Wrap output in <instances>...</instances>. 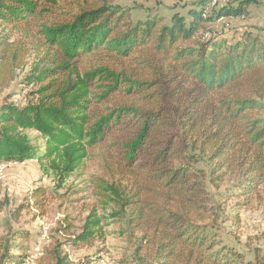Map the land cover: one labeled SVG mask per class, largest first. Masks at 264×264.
<instances>
[{
  "label": "trees",
  "instance_id": "trees-1",
  "mask_svg": "<svg viewBox=\"0 0 264 264\" xmlns=\"http://www.w3.org/2000/svg\"><path fill=\"white\" fill-rule=\"evenodd\" d=\"M210 1L196 0L185 14L172 12L162 23L156 16L133 21L129 9L91 0L55 18L47 0H0V25L27 30L36 18L45 44L60 59L24 77V83L41 84L36 101L0 104V163L34 158L43 174L61 184L82 165L88 147L124 129L117 143L129 185L99 187L116 208L112 216L128 211L127 224L140 234L131 264H240L234 259L240 255L214 249L204 222L213 208L193 166L197 154L208 162L210 184L234 176L241 196L264 195V45L257 36L230 45L187 44L203 23L245 16L256 0L208 8ZM17 51L0 34V85L7 84L6 68ZM92 52L121 67L99 65L82 74L72 67L73 59ZM92 83L99 100L122 91L145 107L122 104L90 120ZM27 131L43 139L41 153ZM100 221L91 209L68 243L89 245ZM59 246L51 250V264H71Z\"/></svg>",
  "mask_w": 264,
  "mask_h": 264
},
{
  "label": "rangeland",
  "instance_id": "rangeland-1",
  "mask_svg": "<svg viewBox=\"0 0 264 264\" xmlns=\"http://www.w3.org/2000/svg\"><path fill=\"white\" fill-rule=\"evenodd\" d=\"M89 1L53 0L49 3L47 0V5L51 18H55L75 13ZM195 1L102 0L99 3L129 9L133 21L156 16L162 19V23H168L172 12L185 14L187 5ZM234 2L236 0H230L229 4ZM39 23L34 18L27 30L0 25V34L6 35L13 50L20 47L18 56L11 57L6 68L7 84L0 85V104L5 100L20 105L29 100L36 101L42 95L39 92L41 84L24 83V77L37 74L45 62L54 65L53 62L60 60L56 56V48L45 44ZM206 33L210 38L203 36ZM245 36H257L264 45V7L256 2L249 6L245 16L203 23L187 44L194 45L209 38L230 45L242 41ZM73 60L72 67L81 74L99 65L115 69L122 64L99 52L81 54ZM123 64L133 63L124 60ZM89 89L90 120L122 104L134 103L145 107L141 98H132L122 91L99 100L96 98L100 93L98 86L92 83ZM27 134L37 153H41L43 139L33 131H27ZM123 135L124 129H113L103 140L88 147L82 165L61 184L53 176L43 174L34 158L5 164L0 173V264H19L24 257H30V264H51V250L56 245H60L59 249L71 264L99 257L107 264H120V259L131 264L130 258L140 234L127 224L128 211L127 215L120 214L123 217L112 216L116 208L102 197L99 187L103 183L129 185L128 178L122 176L125 167L119 158L121 150L117 143ZM204 157L197 154L193 166L198 169L197 179L204 186L205 202L213 208L204 213V222L208 223V231L216 242L214 249L224 248L223 255H240L241 258L234 257L240 264H264V195L241 196L233 186L237 181L234 176L214 181L216 187L214 183L210 184V167ZM138 174L142 177V173ZM91 209L101 220V230L89 245L71 246L68 243L70 237L80 232ZM68 226V229H62Z\"/></svg>",
  "mask_w": 264,
  "mask_h": 264
},
{
  "label": "built area",
  "instance_id": "built-area-1",
  "mask_svg": "<svg viewBox=\"0 0 264 264\" xmlns=\"http://www.w3.org/2000/svg\"><path fill=\"white\" fill-rule=\"evenodd\" d=\"M230 0H211L210 3L208 4V8H215L220 4H226V3H229ZM223 18H218V20H222ZM204 37L205 36H208L210 38V34L208 35L207 33L203 35ZM207 39L208 41L210 39ZM5 167V163H0V173L2 172L3 168ZM30 257H26L24 260H23V263L22 264H30ZM82 264H107V262L102 258V257H99V258H94V259H91L89 261H82Z\"/></svg>",
  "mask_w": 264,
  "mask_h": 264
},
{
  "label": "crops",
  "instance_id": "crops-1",
  "mask_svg": "<svg viewBox=\"0 0 264 264\" xmlns=\"http://www.w3.org/2000/svg\"><path fill=\"white\" fill-rule=\"evenodd\" d=\"M256 3L259 4L260 7H262V8L264 7V0H256ZM252 4H254V3H252ZM249 6H248V10H249Z\"/></svg>",
  "mask_w": 264,
  "mask_h": 264
}]
</instances>
